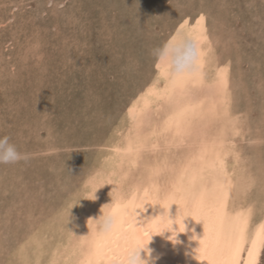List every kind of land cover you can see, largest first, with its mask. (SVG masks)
I'll use <instances>...</instances> for the list:
<instances>
[{
    "label": "rangeland",
    "instance_id": "obj_1",
    "mask_svg": "<svg viewBox=\"0 0 264 264\" xmlns=\"http://www.w3.org/2000/svg\"><path fill=\"white\" fill-rule=\"evenodd\" d=\"M213 86H223L222 113L242 123L235 169L252 183L236 200L256 222L264 0H0V136L26 156L0 164V264H23V248L32 258L34 235L59 239L82 188L106 175L111 142L136 139L143 120L171 119L174 102Z\"/></svg>",
    "mask_w": 264,
    "mask_h": 264
},
{
    "label": "bare ground",
    "instance_id": "obj_2",
    "mask_svg": "<svg viewBox=\"0 0 264 264\" xmlns=\"http://www.w3.org/2000/svg\"><path fill=\"white\" fill-rule=\"evenodd\" d=\"M220 87L178 99L171 119L143 120L136 139L111 142L101 184L90 192L82 188L69 222V206L61 211L69 224L60 227L55 243L34 235L33 257L23 248L22 263L122 264L127 247L139 241L149 244L155 264H229L231 225L243 220L245 242L234 264H249L252 242L264 237V217L254 222L252 206L238 201L251 181L235 169L240 155L233 139L243 128L237 117L222 113ZM109 215L116 222L105 231ZM176 218L175 230L162 235ZM263 250L257 247L253 264H260Z\"/></svg>",
    "mask_w": 264,
    "mask_h": 264
},
{
    "label": "clouds",
    "instance_id": "obj_3",
    "mask_svg": "<svg viewBox=\"0 0 264 264\" xmlns=\"http://www.w3.org/2000/svg\"><path fill=\"white\" fill-rule=\"evenodd\" d=\"M183 70V67H179L177 69L178 74ZM24 158H26L25 154L18 149L17 145L11 141L9 136H0V164H12ZM177 218L175 220L171 219L173 221L172 228L165 229L162 235L165 233H171L175 230L173 225L176 224ZM115 222V217L109 215L106 222L103 224V229L105 231L111 230L115 226ZM166 238L168 239L169 237ZM142 252L146 253V256L143 258L141 256ZM122 264H155V259L152 258V250L149 248V244L137 241L129 245L125 251Z\"/></svg>",
    "mask_w": 264,
    "mask_h": 264
},
{
    "label": "snow or ice",
    "instance_id": "obj_4",
    "mask_svg": "<svg viewBox=\"0 0 264 264\" xmlns=\"http://www.w3.org/2000/svg\"><path fill=\"white\" fill-rule=\"evenodd\" d=\"M244 227L245 222L243 220H240L231 225L233 241L228 245L229 264H234L235 257H237L242 250V245L245 242ZM258 246L264 247V237H261L259 234L257 236V239L252 242V248L248 252L249 264H253L256 249Z\"/></svg>",
    "mask_w": 264,
    "mask_h": 264
}]
</instances>
